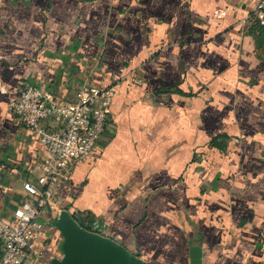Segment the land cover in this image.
Wrapping results in <instances>:
<instances>
[{
    "label": "crops",
    "instance_id": "1",
    "mask_svg": "<svg viewBox=\"0 0 264 264\" xmlns=\"http://www.w3.org/2000/svg\"><path fill=\"white\" fill-rule=\"evenodd\" d=\"M258 1L0 0L1 216L29 201L24 181L48 158L10 108L23 81L69 101L93 68V84L120 67L140 78L124 81L92 156L58 186L37 264L63 255L64 209L146 264H192V246L201 264H264Z\"/></svg>",
    "mask_w": 264,
    "mask_h": 264
},
{
    "label": "built area",
    "instance_id": "2",
    "mask_svg": "<svg viewBox=\"0 0 264 264\" xmlns=\"http://www.w3.org/2000/svg\"><path fill=\"white\" fill-rule=\"evenodd\" d=\"M217 9L215 15H225ZM250 18L264 27V0L252 9ZM101 63L98 58L97 65ZM97 67V66H96ZM94 68L76 89L69 101L23 81L17 99L10 103L14 114L45 149L47 162L40 173L24 181L29 201L18 206L12 219L0 215V264H37L41 261L58 186L67 180L71 165L92 156L112 119L111 103L126 79L139 82L136 70L120 67L110 84H93ZM50 121L58 125L51 126Z\"/></svg>",
    "mask_w": 264,
    "mask_h": 264
},
{
    "label": "water",
    "instance_id": "3",
    "mask_svg": "<svg viewBox=\"0 0 264 264\" xmlns=\"http://www.w3.org/2000/svg\"><path fill=\"white\" fill-rule=\"evenodd\" d=\"M63 235L61 258L51 264H137L142 262L114 238L83 227L72 213L62 210L55 223ZM192 264L202 263V249L192 246Z\"/></svg>",
    "mask_w": 264,
    "mask_h": 264
},
{
    "label": "trees",
    "instance_id": "4",
    "mask_svg": "<svg viewBox=\"0 0 264 264\" xmlns=\"http://www.w3.org/2000/svg\"><path fill=\"white\" fill-rule=\"evenodd\" d=\"M261 27H263V26H261ZM73 216L75 217L74 214H73ZM0 248H1V246H0ZM1 254H2V251H0V256H1ZM137 264H146V263H144V262L142 261V262H139V263H137Z\"/></svg>",
    "mask_w": 264,
    "mask_h": 264
}]
</instances>
